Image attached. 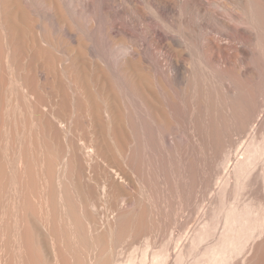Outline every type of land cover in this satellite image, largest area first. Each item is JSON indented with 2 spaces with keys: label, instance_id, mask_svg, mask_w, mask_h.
<instances>
[{
  "label": "bare ground",
  "instance_id": "bare-ground-1",
  "mask_svg": "<svg viewBox=\"0 0 264 264\" xmlns=\"http://www.w3.org/2000/svg\"><path fill=\"white\" fill-rule=\"evenodd\" d=\"M168 260L264 264V0H0V264Z\"/></svg>",
  "mask_w": 264,
  "mask_h": 264
},
{
  "label": "rangeland",
  "instance_id": "rangeland-1",
  "mask_svg": "<svg viewBox=\"0 0 264 264\" xmlns=\"http://www.w3.org/2000/svg\"><path fill=\"white\" fill-rule=\"evenodd\" d=\"M205 184V183H204ZM202 184V183H199V184H197V189H195L194 190V195H193V198L191 199V201L187 204V205H184L182 208L178 205V203H176V202H174V200H172L170 197H169V195L167 194V192H164V193H162L161 192V194H159V195H161V196H167L170 200H171V202H170V200L168 199V198H163V197H160V198H157V197H155L156 199H154V210H153V215L155 216V214H156V216L155 217H157V216H160L158 219H160V221L162 222H160L161 223V225H163V226H161L160 225V227H159V229L157 230V232L155 233V236H154V238H155V240L159 243V242H163V243H166L167 244V246H168V249H169V251L171 252V251H173L174 249H175V247H176V245L181 241L180 239H182L185 235H186V233L187 232H189L188 230H189V228H191L192 226H193V224H196L197 223V221H199V220H197V219H200V217L202 216V206L204 205V203H205V201H206V197H207V191H203V190H207V184ZM204 187V188H203ZM206 187V188H205ZM203 188V189H202ZM204 192H206V193H204ZM164 194V195H163ZM204 194H206V195H204ZM161 198L163 199L162 201H161ZM159 199V200H158ZM166 199V200H165ZM161 203H160V202ZM158 203V205H157V203ZM170 202V203H169ZM163 203H165V204H163ZM168 203V204H167ZM192 203V204H191ZM167 205V206H164L165 208V210L164 209H162V206H159V205ZM171 204V205H170ZM190 204V205H189ZM168 205L171 207L172 205V207H171V210L170 211H172V208L174 207H176V205L178 206V207H176L175 209H173L174 211H173V213L172 212H169V210L168 209H170L169 207H168ZM197 205H199V206H197ZM200 205H202V206H200ZM166 207H168V209H166ZM188 207V208H187ZM197 207H199L200 209H197ZM179 208V209H178ZM177 209V210H176ZM188 209V210H187ZM161 212H160V211ZM201 210V211H200ZM159 211V212H158ZM164 211H168V212H164ZM176 211H178V212H176ZM189 211V212H188ZM163 212V213H162ZM200 212V213H199ZM166 213H169L168 214V216L167 217H165L164 218V216H165V214ZM198 213H199V215H198ZM160 214V215H159ZM162 214L164 215L163 217H162ZM198 216H200V217H198ZM196 217H197V219H196ZM164 218V219H163ZM177 221H176V220ZM179 220V221H178ZM182 222H181V221ZM192 220V221H191ZM197 220V221H196ZM166 222H167V224H166ZM196 222V223H195ZM171 223V224H170ZM162 228V229H161ZM186 231V232H185ZM176 237H175V236ZM153 238V239H154ZM164 239H165V241H164ZM159 240V241H158ZM173 242V243H172ZM176 243V244H175ZM170 246H169V245ZM127 248V249H126ZM125 252H123V255H124V257H127L128 255H127V253L129 254L130 252H131V250H132V248H130L129 246H125V248L123 249ZM128 250H129V252H128ZM126 253V254H125ZM170 260V259H169ZM168 260V261H169ZM170 264V261L169 262H166V264Z\"/></svg>",
  "mask_w": 264,
  "mask_h": 264
}]
</instances>
